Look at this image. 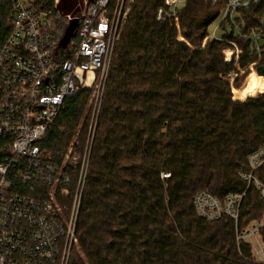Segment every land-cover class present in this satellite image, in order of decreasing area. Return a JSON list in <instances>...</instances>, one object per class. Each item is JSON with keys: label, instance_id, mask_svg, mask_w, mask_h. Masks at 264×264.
I'll list each match as a JSON object with an SVG mask.
<instances>
[{"label": "trees", "instance_id": "obj_1", "mask_svg": "<svg viewBox=\"0 0 264 264\" xmlns=\"http://www.w3.org/2000/svg\"><path fill=\"white\" fill-rule=\"evenodd\" d=\"M62 1L54 13L64 12ZM164 1L132 2L97 114L92 118L87 110L91 90L81 89L65 98L39 143L42 156L58 164L69 148L79 158L89 148L77 245L68 264H254L247 244L236 245L232 221L200 218L193 199L199 191L219 201L242 192L247 157L264 147V95L233 101L225 77L234 68L222 54L227 41L235 42L240 69L260 55L256 68L264 76V44L257 54L255 44L244 39L252 27H264L262 9L236 19L239 36L232 29L222 41L202 46L222 4L187 0L176 28L155 18ZM35 2L53 6V0ZM12 11L9 0H0V47L10 33ZM69 13L77 14L74 8ZM67 25L62 18L55 23L58 44ZM76 46L74 33L65 48L58 47L61 59H70ZM241 83L238 78L234 85ZM262 89V78L252 72L235 93L242 98ZM70 168L72 192L62 201L67 209L77 179V168ZM262 218L264 203L250 188L239 228ZM259 234L264 243V228Z\"/></svg>", "mask_w": 264, "mask_h": 264}, {"label": "built area", "instance_id": "obj_2", "mask_svg": "<svg viewBox=\"0 0 264 264\" xmlns=\"http://www.w3.org/2000/svg\"><path fill=\"white\" fill-rule=\"evenodd\" d=\"M74 13H54L60 0L44 8L35 0H9L13 11L9 18L10 33L0 47V264H68L77 245L75 233L77 210L86 176L89 148L81 158L69 148L61 164L42 156V141L60 113L66 97L81 89L92 92L93 116L97 114L114 46L126 22L134 0H78ZM187 0H165L156 11L157 21H168L179 28L178 12ZM212 6L222 4L219 15L229 23L235 36L240 31L236 19L243 12L261 8L264 25V0H201ZM218 15V16H219ZM65 19L67 24L77 19V46L70 59L63 60L58 50L55 23ZM244 36V35H243ZM255 44L260 54L264 44V27L255 26L244 36ZM216 39L208 34L202 46ZM75 40L71 41V45ZM222 50L223 61L234 70L228 81L232 100L244 102L264 95V89L238 98L247 76L256 72L260 61L239 67L241 50L235 42L227 41ZM242 78L239 87L236 79ZM248 171L240 173L245 188L219 201L205 191L195 194L193 204L197 215L209 222L231 220L238 248L247 244L250 261L264 264V243L260 230L264 218L239 228V212L245 194L252 188L264 203V147L247 157ZM75 166L77 179L69 209L62 203L72 192L69 168ZM71 169V168H70ZM162 174V178H168Z\"/></svg>", "mask_w": 264, "mask_h": 264}, {"label": "rangeland", "instance_id": "obj_3", "mask_svg": "<svg viewBox=\"0 0 264 264\" xmlns=\"http://www.w3.org/2000/svg\"><path fill=\"white\" fill-rule=\"evenodd\" d=\"M73 0H63L61 2L62 4V9L64 10V14L65 13H69L75 6L79 5V1L75 0L73 2V4H70ZM69 4V5H68ZM72 7V9H71ZM231 32V25L229 23H222V18L221 16H217V18H215V20H213V22L209 25V28L207 30L208 34H213L214 33V37L216 39H221L223 38L226 34H230ZM94 101H93V96H92V92L90 95V98L88 100V104H87V110H90L91 114H92V110L94 107Z\"/></svg>", "mask_w": 264, "mask_h": 264}, {"label": "water", "instance_id": "obj_4", "mask_svg": "<svg viewBox=\"0 0 264 264\" xmlns=\"http://www.w3.org/2000/svg\"><path fill=\"white\" fill-rule=\"evenodd\" d=\"M78 24L77 19H72L68 22V25L64 31V34L62 36V39L60 40L58 47L59 48H65L67 43L69 42L70 38L74 35V32L76 30Z\"/></svg>", "mask_w": 264, "mask_h": 264}]
</instances>
